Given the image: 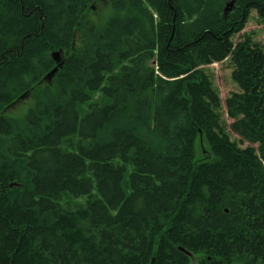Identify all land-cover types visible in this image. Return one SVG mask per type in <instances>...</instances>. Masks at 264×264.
<instances>
[{
  "label": "trees",
  "instance_id": "16d2710c",
  "mask_svg": "<svg viewBox=\"0 0 264 264\" xmlns=\"http://www.w3.org/2000/svg\"><path fill=\"white\" fill-rule=\"evenodd\" d=\"M95 1L0 0V264H264V0Z\"/></svg>",
  "mask_w": 264,
  "mask_h": 264
},
{
  "label": "rangeland",
  "instance_id": "374dc122",
  "mask_svg": "<svg viewBox=\"0 0 264 264\" xmlns=\"http://www.w3.org/2000/svg\"><path fill=\"white\" fill-rule=\"evenodd\" d=\"M111 0H96L91 6H90V16L93 20L97 21L98 23H103L104 20L111 14L109 9V2ZM248 21L246 22L242 32L235 36L233 41L239 42L242 40V38H249L252 43H257L259 46H261L264 50V26L262 25L259 18H257V14L254 11H251ZM75 42V43H74ZM74 45H78L77 40H73ZM72 43V44H73ZM65 59V57H64ZM155 60H150L147 63L148 67H154L156 68ZM204 70L209 75V79L213 84V87L216 90V93L219 94V98L221 100V106H223V103L225 99L230 95L231 92H236V86L234 85L233 81L230 79L231 74V64L229 60L223 61V62H216V64H211L208 66H204ZM30 104V99L27 96L24 98L23 102L22 100L14 102V104L7 108L5 113L10 115H19L21 114L26 107H28ZM223 111V119L226 120L227 125L231 123L229 119L226 118L225 115V109H222ZM230 138L231 140H237L238 137L235 136L232 132H230ZM203 149L208 150V146L204 144L202 141ZM247 146V143L244 144V146H241L244 148ZM195 157L197 161H204L205 157L202 154V147L198 141L195 142ZM192 264H195L193 261Z\"/></svg>",
  "mask_w": 264,
  "mask_h": 264
},
{
  "label": "water",
  "instance_id": "95a60500",
  "mask_svg": "<svg viewBox=\"0 0 264 264\" xmlns=\"http://www.w3.org/2000/svg\"><path fill=\"white\" fill-rule=\"evenodd\" d=\"M232 2H230L228 4V6H231ZM62 57V52L58 51V52H54L51 54V58L54 62V64H56V67L50 71V73H48L46 76H44L45 78L43 79L44 82H50L51 79L54 77V75L56 74V72L58 71V69L62 68L64 62L61 60Z\"/></svg>",
  "mask_w": 264,
  "mask_h": 264
},
{
  "label": "bare ground",
  "instance_id": "6f19581e",
  "mask_svg": "<svg viewBox=\"0 0 264 264\" xmlns=\"http://www.w3.org/2000/svg\"><path fill=\"white\" fill-rule=\"evenodd\" d=\"M230 2H232V5H231V6H228V4H229ZM234 3H235V0H230L229 2H226V4L224 5V12H223L224 16H226L228 13H230V12L233 10V8L235 7V6H234ZM240 33H241V32H240ZM58 51H61V52H62L61 60L64 62L65 53H64L62 50H57V51H55V52H58ZM53 53H54V51H53ZM55 67H56V66H54V68H55ZM54 68H53V69H54ZM53 69H52V70H53ZM52 70H51V71H52ZM201 140H202V136H201V134H200L199 139L197 140L198 143L202 144V143H201ZM201 147H202V145H201Z\"/></svg>",
  "mask_w": 264,
  "mask_h": 264
}]
</instances>
